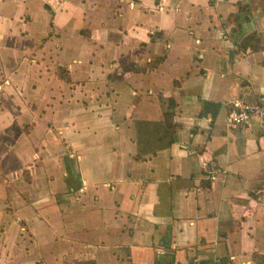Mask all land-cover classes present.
<instances>
[{
    "label": "crops",
    "instance_id": "crops-1",
    "mask_svg": "<svg viewBox=\"0 0 264 264\" xmlns=\"http://www.w3.org/2000/svg\"><path fill=\"white\" fill-rule=\"evenodd\" d=\"M261 94L264 0H0V264H264Z\"/></svg>",
    "mask_w": 264,
    "mask_h": 264
},
{
    "label": "built area",
    "instance_id": "built-area-1",
    "mask_svg": "<svg viewBox=\"0 0 264 264\" xmlns=\"http://www.w3.org/2000/svg\"><path fill=\"white\" fill-rule=\"evenodd\" d=\"M227 107L226 124L230 129H246L252 122H258L264 126V94L258 95L252 100L243 97H236L225 103ZM211 160L202 162V167L207 171L210 181L216 180L217 169H208Z\"/></svg>",
    "mask_w": 264,
    "mask_h": 264
},
{
    "label": "trees",
    "instance_id": "trees-1",
    "mask_svg": "<svg viewBox=\"0 0 264 264\" xmlns=\"http://www.w3.org/2000/svg\"><path fill=\"white\" fill-rule=\"evenodd\" d=\"M174 105L175 104H174V102L172 100L168 101V110L164 113V119L166 120V122H168L171 119V117H172L171 110H173ZM167 125H169V124H167Z\"/></svg>",
    "mask_w": 264,
    "mask_h": 264
}]
</instances>
